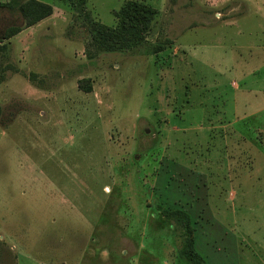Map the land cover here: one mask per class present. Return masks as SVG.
Here are the masks:
<instances>
[{
    "label": "rangeland",
    "instance_id": "obj_1",
    "mask_svg": "<svg viewBox=\"0 0 264 264\" xmlns=\"http://www.w3.org/2000/svg\"><path fill=\"white\" fill-rule=\"evenodd\" d=\"M40 1L0 41V264H191L159 202L208 264H264V0H136L139 41L95 31L126 0Z\"/></svg>",
    "mask_w": 264,
    "mask_h": 264
},
{
    "label": "trees",
    "instance_id": "obj_2",
    "mask_svg": "<svg viewBox=\"0 0 264 264\" xmlns=\"http://www.w3.org/2000/svg\"><path fill=\"white\" fill-rule=\"evenodd\" d=\"M70 2L81 6L84 10L86 0H70ZM1 7L8 9L10 12L19 13L24 20V24L23 26H8L4 30L3 36L0 37V41L10 38L24 27H29L52 13V6L40 0H7L0 3ZM155 15L156 10L150 5L136 0H126L117 12L119 18L117 27H109L95 21L93 23L96 33L105 40L130 39L139 41L149 30ZM167 41L170 43V40ZM29 78L32 80L31 76ZM156 208L159 216L165 222H169L174 229L184 235L179 255L186 258L191 264H208L195 248L193 227L189 214L184 209L171 206L168 203L159 202Z\"/></svg>",
    "mask_w": 264,
    "mask_h": 264
},
{
    "label": "crops",
    "instance_id": "obj_3",
    "mask_svg": "<svg viewBox=\"0 0 264 264\" xmlns=\"http://www.w3.org/2000/svg\"><path fill=\"white\" fill-rule=\"evenodd\" d=\"M44 20L42 19V20H40L39 22H37L36 23V25H39V24H41V22H43ZM33 25L32 26H29L28 28H26V29H23V30H21L20 32H18V34H16L13 38H20V36L23 34V33H26V35H28L29 34V32L31 31H33ZM25 35V36H26ZM25 36H24V38H25ZM13 40V39H12ZM11 42V41H10ZM255 95H256V93H255ZM253 105V104H252ZM264 106V103H262L261 101L258 103V108H256L255 110H253L251 113H250V115H254V113H256V114H258V113H260L261 111H262V109H259V106ZM257 129H261V132H262V129L263 128H257ZM263 131H264V129H263ZM252 147H253V145L251 144V150H252Z\"/></svg>",
    "mask_w": 264,
    "mask_h": 264
}]
</instances>
